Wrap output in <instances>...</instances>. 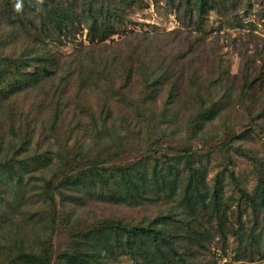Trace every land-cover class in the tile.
<instances>
[{
  "label": "trees",
  "instance_id": "16d2710c",
  "mask_svg": "<svg viewBox=\"0 0 264 264\" xmlns=\"http://www.w3.org/2000/svg\"><path fill=\"white\" fill-rule=\"evenodd\" d=\"M164 1L186 28L183 38L187 43L180 38L179 43L186 48H179L172 60L154 63L136 50L122 57L111 52L94 54L97 45L106 46L104 41L124 23L125 9L143 0H84L87 7L78 12V0H5L0 4V264H117L123 255L134 264H215L207 253L210 246L225 250L228 237L243 231L241 223L238 228L232 226L226 215L232 201L238 218L249 202L252 218L258 223L262 213L264 220V162L253 161L257 174L253 196H246L241 189L238 197L225 192L223 170L207 179L208 169L199 155L198 162L192 161L195 155L189 146L175 149L167 145L168 150H175L169 154L166 144H159L161 138L172 143L193 139L187 136L192 133L170 128L171 123L179 125L182 119L185 124L190 122L178 119L188 104L195 114L193 128L198 131L212 120L224 101L233 97L236 89L232 81L237 76L223 65L221 54L215 55L213 49L214 58L207 56L196 45L204 38L199 28L206 16L213 12L228 22L227 14L236 8L235 0ZM82 20L88 31L85 49L62 55L44 45L46 41L62 44V37L74 35ZM254 52L256 56L262 50L256 47ZM201 57L205 64L209 60L211 75L207 77L196 63ZM180 59H184L181 68L177 64ZM247 64L241 75V98L248 97L246 87L264 84V75H256V67L249 60ZM91 98L96 100L95 108ZM70 103L79 109L76 130L84 137L81 142L76 138L78 145L70 151L64 142L62 150L55 147V159L64 167L59 171L58 184L50 181L35 191L30 179L24 178L30 171L26 163L43 157V151L46 157L34 161V168L51 162L47 147L55 142L53 134L59 138L60 119ZM115 105L122 114L115 113ZM174 105L178 109L171 114ZM120 116L127 125L124 129L117 123ZM142 120L152 133H158L152 144L165 148L151 164L142 158L125 168L100 170L94 157L103 154V149L84 154L87 136L95 143L105 140L104 133L110 137L106 151L113 152L117 144L124 147L130 134L142 130ZM74 130H69L70 139ZM39 137L47 143L40 151L36 149L39 146H32ZM230 143L223 141L224 147ZM229 176L236 179L233 171ZM95 181L100 199L117 202L116 197L123 196V201L130 197L143 200L146 193H163L166 199L178 197L181 210H163L138 221L114 214L91 221L88 217L76 219V210L90 199L87 189L96 190ZM69 188L75 196L82 193L76 201L63 199L65 204L58 207L54 194L64 196L63 191ZM58 225L59 230H67L70 242L55 251L53 238Z\"/></svg>",
  "mask_w": 264,
  "mask_h": 264
},
{
  "label": "rangeland",
  "instance_id": "374dc122",
  "mask_svg": "<svg viewBox=\"0 0 264 264\" xmlns=\"http://www.w3.org/2000/svg\"><path fill=\"white\" fill-rule=\"evenodd\" d=\"M4 2L5 0H0V4ZM78 2L80 4L76 7L77 12L87 7L84 0H78ZM235 6L236 8L227 14V18H230L228 22L216 13L210 12L206 16V21L202 27L199 28V30L204 31V38L196 45V47L200 46L204 49V54L207 56L214 58V54L211 52L213 49L215 55L221 54L223 65L229 68L230 74L237 76L232 81V87L236 89L233 97L229 101L228 99L224 101V104L221 105V108L212 120L206 122L200 129L196 127L198 131H195L196 129L193 128V117L195 114L192 105L188 104L186 106L187 111L179 114L178 119L184 118L186 121L190 120V122L185 124L183 123V119H180L179 125L174 126L171 123L170 128L175 127L182 133L186 131V135L192 133V136H187L193 137V139L172 143L170 140L161 138L159 144L162 146L166 144L165 148H167V153L169 154L175 152V150H168L167 145L171 144L175 149L178 146L180 148L182 146H189V149L195 155L192 161L198 162L196 157L199 155L201 162L208 169L207 179L211 178L216 171L221 169L224 173L223 183L227 194L233 196L238 195L239 197L240 190L243 189L247 194L246 196L250 197L254 194L257 181L253 161L255 160L256 163L264 162V84L262 86L253 85L252 87H246L244 91L248 97L241 98L240 83L242 82L241 75L244 73L245 67L249 64H247L248 60L251 65L256 67V75H264V0H235ZM124 15V23L104 41L106 46H102V44L97 45V49L94 51L96 56H100V52L101 55H104L105 52H111L119 54L122 57L126 54L129 55V51L136 50L138 53H142L140 55L145 54L154 63L155 61L163 59L172 60L173 56L179 53L176 51L179 48L185 47V45L179 43V39L187 35L186 28L182 26L181 21L173 9L164 0H143V2H138L126 8ZM111 23L113 24L114 20H111ZM77 27L78 29L74 35H64L62 37V44L59 45L46 41L44 45L62 55L76 53L78 48L88 44V31L83 20L81 23L79 22ZM145 37L148 39L151 38V41L143 40ZM192 37L194 35L188 38L190 39ZM183 42L187 43V40L183 38ZM256 47L262 50V53L255 56L254 51ZM182 61L184 59H180L177 62L180 68ZM208 62L209 60L207 59L205 64L203 57L196 60L199 71L204 77H207L208 74L211 75L207 68ZM89 101L95 108L96 100L91 98ZM117 106H114L116 108H114L115 113L122 114L118 112L120 109ZM173 109L171 110V114H174L178 106L174 105ZM77 112H79V109L77 106L74 107L73 103H70L68 109L64 110V114L60 119L59 138L56 140L53 134L52 139L55 142L53 146L47 147L49 149V155L52 157L51 162L42 166L41 169L34 168L36 166L34 161L46 157L44 156L46 152L43 151V157L38 154L39 156L37 158H31L26 163L30 171L24 174V178L26 181L30 179L29 182L34 184L32 186L35 187V191L36 187L50 183V181L56 185L58 184L59 178L61 177L59 171L64 167L60 166V162H57L55 159L57 154L55 147L57 146L59 150H62L61 145L64 142L66 143L65 146L68 148V151H70L71 147L74 148L78 145L75 143L76 138L77 141H82L81 138L84 137V134L80 130H76V123L79 121L76 116ZM84 113L82 110L81 115L83 114V118H85ZM81 121L86 122V120ZM119 122L123 125V129L127 126L122 121L121 116L117 123ZM143 122L142 120L140 124L143 127L142 130H138V133L135 135L130 134L127 142L124 141L126 139L124 138L123 141L126 145L124 147H118L117 144L112 149L114 150L113 152L110 150L106 151V148L109 147L108 141L110 137L105 133L103 135L104 138H102L105 140H101L100 142L96 140L95 143H93L91 136H87L86 142L83 144L85 146L84 154L90 150L92 153H96L103 149L101 151L103 154L99 157H94V162L99 165L98 169L100 170L101 167L107 169H112L114 166L116 168H125L129 164L136 163L138 160L140 161L142 158V160L146 159L148 161L147 163L151 164L155 157H160L159 154H162L165 148L159 149L158 147L160 145L158 143L152 144V138H155L158 133H152L149 130V126ZM70 129H75L71 133V139L69 138ZM220 133L221 136H219ZM225 135H228V137H224ZM228 140L231 141V145L224 147L223 141L227 145ZM105 141L107 144H104ZM46 145L45 140L39 137L38 141L34 142L32 146L33 149L35 148L34 146H39L36 149L40 151L46 148ZM22 155V158L25 157V153ZM87 161L88 159L84 162ZM230 171H233L236 179L229 176ZM24 187L26 188L25 183ZM95 187L96 190L93 192L87 189L86 197L90 199H87L76 210V219H87L88 217V220L91 221L93 217L97 218L99 216L103 217L114 214L138 221L144 220L149 215H158L163 210H170L174 213L181 210L178 206L179 199L176 196L172 199H166L163 193H159L158 196L152 193H146L143 196V200L130 197L127 201H123V196H119L116 197L115 201L117 202H114L107 198L106 200L98 197V193L100 192L98 181ZM73 193L75 192L70 190V188L69 190L63 191L64 196L62 194L58 196L55 193L54 197L57 206L61 207L63 203L65 204L63 199L78 200L76 196L79 197L82 191L78 192L80 194L76 196ZM231 203V206L226 211V215L229 217L230 222H232V226L238 228V223H241L240 230L243 229V231L237 234V236L230 235L228 237L225 250L217 249L216 245L212 244L210 251H207V253L212 255L211 257L216 260L215 264H264L263 214L259 213V222L257 223L252 218V206L248 202V204L242 203V205L245 204L246 208H244L245 210H243L241 217L238 218V211L234 207L235 203L233 201ZM57 228L58 230L53 238V248L55 251L68 246L70 242V235H68L67 230H59L61 228L59 225ZM260 228L261 231H258ZM257 243L259 247L256 246ZM117 259L120 261L117 264H134V261L128 256L123 255Z\"/></svg>",
  "mask_w": 264,
  "mask_h": 264
},
{
  "label": "clouds",
  "instance_id": "9594fccd",
  "mask_svg": "<svg viewBox=\"0 0 264 264\" xmlns=\"http://www.w3.org/2000/svg\"><path fill=\"white\" fill-rule=\"evenodd\" d=\"M20 8V5L19 4H17V9H19Z\"/></svg>",
  "mask_w": 264,
  "mask_h": 264
}]
</instances>
